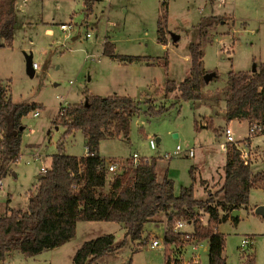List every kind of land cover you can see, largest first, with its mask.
I'll return each mask as SVG.
<instances>
[{"label":"rangeland","instance_id":"rangeland-1","mask_svg":"<svg viewBox=\"0 0 264 264\" xmlns=\"http://www.w3.org/2000/svg\"><path fill=\"white\" fill-rule=\"evenodd\" d=\"M23 1L16 6L22 9L18 8L12 45L0 47V88L14 103L36 104L39 115L33 110L22 118L25 129L21 132L20 157L1 176L0 215L11 209L27 210L29 198L37 191L40 167L50 166L51 154L57 152L64 133L62 125L54 127L61 105L83 103L90 94L150 98L157 106L173 103L159 116H135L129 139H104L99 154L107 159L118 157L113 160L117 162L131 158L134 152L156 158L159 180L171 178L175 194L193 184L197 199H209L212 204L222 199L224 171L220 165L225 164L226 150L220 143L225 142L223 130L227 125L238 147L247 153L252 173L264 172V134H250L248 145L249 140H244L248 137L247 123L227 122L224 101L217 105L207 99L177 101L172 94H164L167 80L179 83L189 75L190 61L185 57H189L190 43L200 39L199 23L205 16L222 18L209 29L208 40L203 43V66L217 75L209 79L203 91L222 93L229 71L250 72L253 65L264 62V0H215L214 4L209 0H168L167 4L160 0H105L102 12L93 8L89 14L85 0ZM60 24L70 28L63 31ZM159 26L165 30L164 42H158ZM106 34L115 54L140 55L152 62L117 63L102 55ZM172 35L179 39L174 41ZM73 36L77 37L72 40ZM27 56L37 64L32 76L27 71ZM205 122L208 125L203 126ZM149 137L159 139L155 149L150 148ZM176 145L182 148L179 154H173ZM190 148H194V156L186 154ZM63 150L83 155V133L77 130L67 136ZM166 153L172 154L169 160L163 157ZM249 201L236 223L229 216L216 224L225 238L226 264H250L248 258L254 264H264V219L254 213L264 201V188H251ZM199 215L206 224L209 214L200 209ZM187 223L183 228L190 232L193 225ZM165 229L166 219L161 214L145 225L139 240L128 239L124 246L92 264H166L168 255L179 264H208L207 240H202L204 247L196 249L192 240L151 247L153 239L164 241ZM124 232L116 222L79 220L74 237L66 244L33 258L13 250L5 264H72L74 253L85 241L112 233L118 243ZM244 238L251 243L241 247Z\"/></svg>","mask_w":264,"mask_h":264},{"label":"trees","instance_id":"trees-1","mask_svg":"<svg viewBox=\"0 0 264 264\" xmlns=\"http://www.w3.org/2000/svg\"><path fill=\"white\" fill-rule=\"evenodd\" d=\"M19 1L22 0H0V47L12 45ZM94 1L85 0L88 14L93 11ZM221 18L217 15L201 18L200 39L188 47L189 75L179 83L167 80L164 94H172L177 101L207 99L215 101V105L224 101L227 122L246 120L248 128L254 124L260 126V130L251 135L264 134V62L254 72L229 71L228 85L222 93L209 95L203 91L207 84L204 75L209 72L203 66V43L208 40L209 29ZM158 41H166L163 26H159ZM103 53L125 63L147 59L140 55L115 54L109 41L103 44ZM172 104L157 106L150 98L90 94L83 103L61 105L55 124L62 125L64 133L57 152L51 155L50 166L41 174L36 193L29 198L27 210L11 209L10 213L0 215V264H5L13 250L33 258L66 244L74 237L79 220L119 223L125 232L118 243L114 234L107 233L85 241L74 253L72 264H92L124 246L128 239L139 240L145 225L161 214L166 219L165 246L187 240H207L208 264H226L225 238L216 224L232 217L234 210L248 208L251 188H264V172L253 174L250 161L243 157L236 144H226L227 159L220 188L222 199L215 204L209 199H197L193 184L181 187L175 194L171 178L165 176L159 180L156 158L137 164L132 158L115 161L117 169L109 172L106 161L99 155L102 140L129 139L135 116H159ZM37 108L36 104L12 102L0 88V177L20 156L21 132L25 129L22 118ZM77 130L85 137V157L69 155L63 150L66 137ZM249 136L244 140H249ZM200 209L209 214L206 224L200 219ZM232 218L235 223L239 219ZM180 219L193 225L189 238H184V232L174 230L176 220ZM165 258L166 264H179L169 255ZM248 261L254 264L252 259Z\"/></svg>","mask_w":264,"mask_h":264},{"label":"built area","instance_id":"built-area-1","mask_svg":"<svg viewBox=\"0 0 264 264\" xmlns=\"http://www.w3.org/2000/svg\"><path fill=\"white\" fill-rule=\"evenodd\" d=\"M161 1H166V0H161ZM224 1L225 0H220V2H224ZM59 28L61 30L65 31V30L69 29L70 27L67 26L66 24H60ZM87 36H90V34L87 33ZM32 67H33V69H35L37 67V64L35 62H32ZM64 105H67V103L64 104ZM34 115H39V112L38 111H34ZM259 130H260V126L257 125V124H254L251 128H248V135L253 134V133H255L256 131H259ZM224 131H225L226 141L227 142H232V143L236 144V146L238 147L237 142L234 140V138L232 136L231 128L228 126V127L225 128ZM0 138H1V135H0ZM148 142H149V146H150L151 149H155L156 148V141H155V139L153 137H149ZM181 150H182L181 146L180 145H176L175 150L173 151V154H179L181 152ZM242 154H243V157H247V153L246 152L243 153V151H242ZM187 155L194 156V150L193 149H188L187 150ZM163 157L164 158H168V160H169L172 157V154L166 153V154H164ZM131 158H132V160H133V162L135 164H137L141 160L149 161V159H150V158H147V157H140L138 155V153H136V152H134L132 154ZM47 169H48L47 167L41 166L40 167V173L46 172ZM107 169H108L109 172L115 171L117 169L116 162L115 161H111L110 163H108ZM1 187H2V178L0 177V189H1ZM186 224H188V223L187 222H183L181 220H176L175 225H174V230L175 231L184 232L185 233L184 238H189V232L188 231H184V228H183V226L185 227ZM192 241H193V248H195V249L197 247H204L205 246V245H203L202 240L201 241L192 240ZM250 243H251V241H250L249 238H244L242 240L241 247H244L245 245L250 244ZM150 246L151 247H159V246L165 247V240L164 241H160L157 238L153 239L151 241V243H150Z\"/></svg>","mask_w":264,"mask_h":264},{"label":"crops","instance_id":"crops-1","mask_svg":"<svg viewBox=\"0 0 264 264\" xmlns=\"http://www.w3.org/2000/svg\"><path fill=\"white\" fill-rule=\"evenodd\" d=\"M27 1H29V0H26V1H23V2H27ZM105 0H96V3H95V6L93 7V8H95L96 10H97V12H98V10H101V12L103 11V9H104V6H102L101 4H103V2H104ZM161 1V0H160ZM21 2V1H20ZM162 3H163V1H161ZM167 2H168V0H166V3L165 4H167ZM18 8H20V9H22V7H17V11H16V21H17V19H18ZM218 16H221V15H218ZM223 20V22H225L224 21V19H222ZM114 24V23H113ZM15 25H16V23H15ZM46 32L47 33H52V30L50 29V28H46ZM107 32H108V30H107ZM106 32V33H107ZM14 33H15V30H14ZM87 36V35H86ZM77 36H73L72 37V40L73 39H75ZM87 37H89V36H87ZM107 39H110L111 40V38H108V35L106 34L105 35V38H104V40H103V42H102V49H101V52H102V55L104 54L103 53V44L106 42V41H109V40H107ZM179 39V38H178ZM159 42V41H158ZM163 44V47H166V44H164V43H162ZM105 55V54H104ZM105 56H109L110 58H113V60L114 61H116L117 63H123L122 61H120L117 57H115V56H110V55H105ZM28 57V56H27ZM185 59H187L188 61H190V57H188L187 58V56L185 57ZM135 62H138V61H135ZM139 62H144L146 65H150V63L152 62V59H146V60H139ZM155 63H156V61H155ZM153 64H154V62H153ZM158 65V64H157ZM33 68V67H32ZM35 69H33V71H34ZM35 111H38V110H35ZM236 121H238V122H245V123H247V127H248V122L246 121V120H231L230 122H236ZM203 126L204 125H208L206 122L205 123H203L202 124ZM54 127L56 128V129H58V125H54ZM227 127H228V125H227ZM226 128V127H225ZM225 130V129H224ZM223 130V132H224V135H225V131ZM225 138V137H224ZM159 139L157 138L156 139V141H158ZM228 142L226 141V138H225V142H222V143H220L221 144V146H222V148H224L225 150H226V152H227V148H226V144H227ZM248 145H250V139H249V141H248ZM85 148H86V146H85ZM190 149H194V148H190ZM187 154V153H186ZM52 155V154H51ZM70 155V154H69ZM87 155V149H86V152L83 154V155H80V156H77V157H85ZM100 155V157L101 158H103L105 161H106V165H108V163H110L111 161H113V160H115V159H118V157H113V158H111V159H107L105 156H102L101 154H99ZM194 155H195V151H194ZM76 156V155H75ZM226 159H227V156H226ZM226 162V161H225ZM224 165L225 164H223V165H220L221 167H222V173H223V168H224ZM220 166H218V168L220 169ZM48 168V167H47ZM217 168V170H219ZM13 174H15V172H13ZM37 177V180H40V178H41V174H39V175H37L36 176ZM201 181L203 182V181H205V179H201ZM39 184V183H38ZM38 187V186H37ZM2 188V187H1ZM261 204H264V201H262L261 202ZM258 205H260V204H258ZM264 219V218H263Z\"/></svg>","mask_w":264,"mask_h":264},{"label":"water","instance_id":"water-1","mask_svg":"<svg viewBox=\"0 0 264 264\" xmlns=\"http://www.w3.org/2000/svg\"><path fill=\"white\" fill-rule=\"evenodd\" d=\"M172 39L174 41H176L178 39V36H175V35H172ZM256 70V66L253 65V68H252V72H254ZM27 71L28 73L32 76L34 74V71H33V68H32V60H31V56H28L27 57ZM212 76H216V73L214 72H208L204 75V81L207 83L209 81V79L212 77ZM15 133V132H14ZM42 177V176H41ZM254 213L256 215H259L261 216L262 218H264V204H260V205H257L255 208H254ZM239 214H240V210H234L232 212V217L236 218V217H239Z\"/></svg>","mask_w":264,"mask_h":264}]
</instances>
